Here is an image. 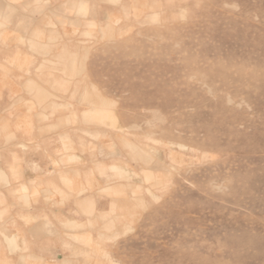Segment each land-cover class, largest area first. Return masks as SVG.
I'll use <instances>...</instances> for the list:
<instances>
[{
	"label": "rangeland",
	"instance_id": "rangeland-1",
	"mask_svg": "<svg viewBox=\"0 0 264 264\" xmlns=\"http://www.w3.org/2000/svg\"><path fill=\"white\" fill-rule=\"evenodd\" d=\"M8 1L35 21L0 31L50 33L48 157L89 199L23 264H264V0Z\"/></svg>",
	"mask_w": 264,
	"mask_h": 264
},
{
	"label": "crops",
	"instance_id": "crops-1",
	"mask_svg": "<svg viewBox=\"0 0 264 264\" xmlns=\"http://www.w3.org/2000/svg\"><path fill=\"white\" fill-rule=\"evenodd\" d=\"M28 2L23 6L28 7ZM14 7L20 8L0 0V24L1 18L5 24L34 23L31 19L23 21L22 15L14 16ZM49 34L40 25L28 31H14L12 27L0 31V40L6 41L0 48V264H23L26 259L37 263L53 256L64 235L58 220H72L69 217L77 204L86 206L89 200L80 195L76 203L75 191L63 188L61 173L54 172L51 163L58 159L48 157L51 154L55 158L57 145H49L60 134L49 132L54 124L52 128L46 124L43 108L59 100L49 95L51 82L46 85L39 78L44 66L37 61L39 49L30 48L29 41L37 43ZM50 118L58 121L59 112ZM118 169L121 174L128 173ZM77 186L74 190L80 192Z\"/></svg>",
	"mask_w": 264,
	"mask_h": 264
},
{
	"label": "clouds",
	"instance_id": "clouds-1",
	"mask_svg": "<svg viewBox=\"0 0 264 264\" xmlns=\"http://www.w3.org/2000/svg\"><path fill=\"white\" fill-rule=\"evenodd\" d=\"M112 239H114V240H118L119 237H115V236H114V237H112ZM110 264H113V262L111 261Z\"/></svg>",
	"mask_w": 264,
	"mask_h": 264
}]
</instances>
